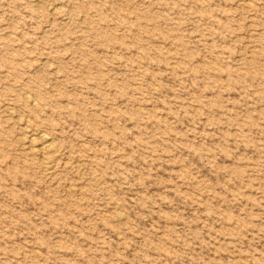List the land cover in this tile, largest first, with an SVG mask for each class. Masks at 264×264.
Returning a JSON list of instances; mask_svg holds the SVG:
<instances>
[{
	"label": "rangeland",
	"instance_id": "obj_1",
	"mask_svg": "<svg viewBox=\"0 0 264 264\" xmlns=\"http://www.w3.org/2000/svg\"><path fill=\"white\" fill-rule=\"evenodd\" d=\"M0 264H264V0H0Z\"/></svg>",
	"mask_w": 264,
	"mask_h": 264
},
{
	"label": "bare ground",
	"instance_id": "obj_2",
	"mask_svg": "<svg viewBox=\"0 0 264 264\" xmlns=\"http://www.w3.org/2000/svg\"><path fill=\"white\" fill-rule=\"evenodd\" d=\"M26 99H27V98H26ZM33 102H34V101H33ZM28 103H32V100L29 99V100H28ZM33 104H34V103H33ZM34 105H36V104H34ZM36 107H37V106H36ZM23 134H24V133H23ZM27 134H28V133H27ZM41 134H42V133H41ZM25 135H26V134H25ZM37 135H38V134H37ZM31 136L33 137V136H36V135H31ZM39 136H40V135H39ZM26 137L28 138V135H27ZM27 138H26V139H27ZM34 138H35V137H34ZM36 138H37V137H36ZM38 139H39V138H38ZM30 140H31V138H30ZM40 140H41V142L43 143V146L41 145V146L43 147V148L41 147V150H42V152H43L42 155H45V157H46V155H49V154H50V152L52 151V147H53L54 145H53V144H50V142L48 141L49 139H47V137H46L45 135H43V134L40 136ZM31 142H32V141H31ZM33 142H34V141H33ZM33 142H32V143H33ZM32 143H31V144H32ZM51 143H52V142H51ZM33 144H35V143H33ZM52 145H53V146H52ZM34 148H35V147H34ZM36 148H37V147H36ZM34 150H35V149H34ZM52 153H53V152H51V154H52ZM51 154H50V155H51ZM42 155H41V156H42ZM47 162H48V161H47ZM47 162H46V163H47ZM46 163H45V164H46ZM47 164H48V163H47ZM45 168H46V167H45ZM45 168H44V170H45ZM47 169H48V168H47ZM51 169H53V168L51 167ZM45 172H46V171H45Z\"/></svg>",
	"mask_w": 264,
	"mask_h": 264
}]
</instances>
